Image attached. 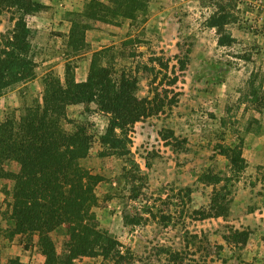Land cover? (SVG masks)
Masks as SVG:
<instances>
[{"label": "rangeland", "instance_id": "obj_1", "mask_svg": "<svg viewBox=\"0 0 264 264\" xmlns=\"http://www.w3.org/2000/svg\"><path fill=\"white\" fill-rule=\"evenodd\" d=\"M35 1L45 5L26 16L33 29L36 75L0 95V119L40 102L46 76L59 84L68 74L76 82L85 80L93 60L110 64L115 73L136 74L137 97L157 96L162 108L128 130L130 156L140 167L128 177L123 158L101 153L99 135L107 116L94 103L67 105L61 120L67 130L73 127L70 120H81L93 136L80 162L101 178L91 210L98 227L122 244V264H264V0ZM218 8L229 15L225 28L235 38L230 45H219L216 28L207 24ZM9 16L0 13V34L12 27ZM153 57L168 68L152 63ZM178 58L185 59L183 70ZM167 130L174 138L164 139ZM239 143L247 161L239 176L223 188L225 181L214 186L203 180V174L231 175L218 146ZM3 167L18 170L14 161ZM12 186L11 179L0 177V264L10 259L44 264L38 231H13L7 220ZM133 186L138 198L131 197ZM185 187L192 189L190 197ZM215 187L222 189L219 200L228 206L224 217L205 215ZM124 213L147 219L130 225ZM234 229L249 231L243 248L223 239ZM48 235L63 252L67 223L54 225ZM163 249L178 254L174 259ZM74 264L112 263L79 256Z\"/></svg>", "mask_w": 264, "mask_h": 264}, {"label": "trees", "instance_id": "obj_2", "mask_svg": "<svg viewBox=\"0 0 264 264\" xmlns=\"http://www.w3.org/2000/svg\"><path fill=\"white\" fill-rule=\"evenodd\" d=\"M44 7L35 0H0V13L8 11L12 22L11 29L0 34V95L36 75L31 42L33 29L27 25L26 16ZM228 22L229 15L219 8L207 18L208 26L216 28L219 45H230L235 41L225 28ZM150 61L161 68H168L158 57L150 58ZM177 62L179 69L183 70L185 59L178 58ZM144 67L155 71V66ZM177 79L173 69L170 83L176 84ZM138 83V77L133 72L120 70L115 73L110 64L99 66L93 60L85 80L76 82L68 74L64 83L59 84L46 76L40 102L23 107L18 116L15 113L5 114L0 119V177L13 181L10 192L13 201L7 220L13 231H38L44 264H74L79 256H100L112 264L123 263L125 254L121 250L122 244L107 230L98 227L91 210L97 198L94 188L101 178L82 166L80 161L88 155L93 136L85 122L70 120L73 127L67 130L61 120L65 118L67 105L82 104L87 108L94 103L107 116L105 128L99 135L102 155L123 158L129 165V168L123 167L126 177L133 171L139 172L138 163L130 156L128 130L139 118L155 114L162 108L157 106V96L152 99L137 97ZM163 137L174 138V134L167 130ZM218 147L229 162L231 175L203 174L202 177L214 186L225 181L221 186L223 188L228 180L239 176L247 161L241 143ZM10 161L17 164L18 170L3 167ZM221 190L214 188L209 210L205 214L207 217H224L227 214V203L219 200ZM130 191L132 198H138V189L133 186ZM183 191L190 197V187L183 188ZM145 211L154 217L151 208H145ZM122 217L130 225L147 219L141 214L130 216L124 213ZM63 220L67 223L68 237L63 252L59 253L48 231ZM196 237L197 234L192 235V238ZM248 237L249 231L238 229L223 235L225 242L234 243L238 248L246 245ZM216 248L220 250L222 245L217 244ZM163 251L174 259V254H178L168 249ZM9 264L22 263L18 259H10Z\"/></svg>", "mask_w": 264, "mask_h": 264}]
</instances>
